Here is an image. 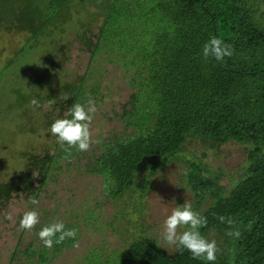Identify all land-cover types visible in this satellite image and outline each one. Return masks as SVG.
Returning <instances> with one entry per match:
<instances>
[{
	"label": "trees",
	"instance_id": "trees-1",
	"mask_svg": "<svg viewBox=\"0 0 264 264\" xmlns=\"http://www.w3.org/2000/svg\"><path fill=\"white\" fill-rule=\"evenodd\" d=\"M74 20L81 49L89 52L79 82L62 78L46 97L36 91L60 64L54 59L29 79L33 91L25 90V81L16 82L7 105L16 101L20 113L30 116L37 111L31 101L52 100L55 89L59 98L69 95L70 107L74 103L86 107L91 97L99 102L112 95L113 79L103 80L118 71L130 90L119 113L127 133L100 139V147L84 167L103 178L106 196L120 200L144 170L148 176L143 189L165 166L183 159L188 165L185 187L193 194L192 208L207 218L201 234L207 239L211 232L225 237L212 262L195 259L186 249L169 251L151 233L124 238L125 243L109 253L96 248L85 262L264 264V0H0V27L30 34L21 49L23 56L32 52L36 41L43 44L46 35L65 32L66 24ZM212 36L232 45L233 55L221 62L205 60L202 48ZM55 40L46 42L45 48ZM20 57L17 52L10 63ZM195 140L209 149L240 143L245 157L234 169L214 166L188 148ZM71 153L69 158L81 151L73 148ZM64 154L67 157L66 152L58 157ZM46 160L41 156L32 164ZM48 160L50 167L55 165L54 156ZM46 174L38 186L31 170L20 171L10 183L0 181L1 202L20 191L40 195ZM219 216L234 218L241 236L226 235L228 225ZM76 224H65L77 230L75 240L79 237ZM108 225L116 229L112 222ZM73 243L66 239L51 249L41 240L24 247L18 244L11 259L52 264Z\"/></svg>",
	"mask_w": 264,
	"mask_h": 264
},
{
	"label": "rangeland",
	"instance_id": "rangeland-1",
	"mask_svg": "<svg viewBox=\"0 0 264 264\" xmlns=\"http://www.w3.org/2000/svg\"><path fill=\"white\" fill-rule=\"evenodd\" d=\"M75 23V20L67 23L65 32L56 30L52 35H46L41 39L45 40L43 44L36 41L32 52L28 51L24 56L21 49L30 34L0 27V73H3L0 76V181L10 183L20 171L31 170L33 175L37 174L33 181L38 186L47 173L40 195L20 191L11 195L9 201L0 200V264H22L11 259L17 245L24 247L31 241L40 243L37 227L57 219L65 224L77 223L79 247L63 250L52 264H87L85 256L96 248L109 253L123 245L126 238L147 233L158 237L169 251H174L175 247H169L162 239L163 222L177 205H183L185 201L191 204L194 200L191 191L185 187L184 175L188 165L183 159L165 166L145 189L148 170L141 172L135 186L120 200L106 196L103 178L91 174L84 167L91 155L96 154L99 143H93L88 151L81 152L79 156L75 153L72 158H66V154L58 157V153L65 152L57 143V138L49 132V127L55 119L64 118L70 107L68 99L59 98L54 89L55 98L52 100L55 102L51 107L37 108L30 116L20 113L21 106L16 101L10 107L7 105L10 90L16 82L25 81L28 85L38 69L41 66L46 68L54 59L60 64L57 69L51 70L45 78L46 82L36 91L46 97L52 90L50 88L58 85L62 78L79 82V77L86 71L89 52L81 49ZM51 39L61 40H55L50 48H45L46 42H51ZM38 44L41 45L38 47ZM17 52L21 53V57L10 63ZM110 79H113L111 96L99 102L91 97L97 110L93 114L90 130L93 140L97 141L127 133V129L121 126L119 113L123 111L130 90L118 71H111L103 83ZM25 90L33 91L30 88ZM52 100L46 99L40 104L43 106ZM188 148L214 166L231 169L236 168L245 157L244 147L233 141L209 149L195 140ZM41 156L47 158L46 163L33 166L35 158ZM53 156L56 163L50 167L48 159ZM223 181L227 183L228 179ZM29 197H35L39 204H30ZM143 203L144 211L140 209ZM26 210H36L40 218V223L31 231L19 229V221ZM108 222H112L116 229L109 227ZM208 240H215L218 249L225 243V237L219 232H211Z\"/></svg>",
	"mask_w": 264,
	"mask_h": 264
},
{
	"label": "clouds",
	"instance_id": "clouds-1",
	"mask_svg": "<svg viewBox=\"0 0 264 264\" xmlns=\"http://www.w3.org/2000/svg\"><path fill=\"white\" fill-rule=\"evenodd\" d=\"M233 53V46L216 36L210 37L202 48V55L205 60L212 58L217 62L223 61L226 57H231ZM67 99H69V95L63 97V100ZM54 102L52 100L42 106L39 101L33 99L31 104L34 108H50ZM96 110L94 102L89 98L87 107L80 103H74L65 112L64 118H57L51 123L49 132L57 138V143L67 153V157L71 156L73 148L83 152L88 151L93 143H99V141L93 140L90 130L93 114ZM36 175L34 173V176ZM28 202L32 205L39 204V201L35 197H29ZM8 218L10 219L11 217L9 216ZM218 219L222 224L228 225L229 230L226 232V235L235 238L241 236L239 226L236 224L234 218L219 216ZM38 223H40L38 212L36 210H26L19 221V229L31 231ZM206 225L207 218L194 211L192 205L185 201L183 205H177L173 208L170 215L164 220L162 239L169 247L174 246L178 250H188L195 259L212 262L216 260V253L219 249L215 240L209 241L201 234L200 229ZM182 226L184 230L178 232V229ZM37 236L43 245L49 249L54 244H60L66 239L74 241V248L79 247V242L75 240L77 230L67 229L64 222L58 219L44 225L37 233Z\"/></svg>",
	"mask_w": 264,
	"mask_h": 264
}]
</instances>
